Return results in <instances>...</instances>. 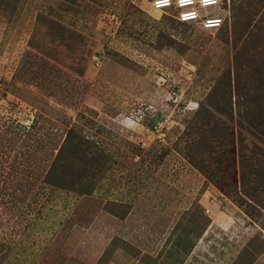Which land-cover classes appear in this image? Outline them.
<instances>
[{
    "label": "rangeland",
    "instance_id": "1",
    "mask_svg": "<svg viewBox=\"0 0 264 264\" xmlns=\"http://www.w3.org/2000/svg\"><path fill=\"white\" fill-rule=\"evenodd\" d=\"M195 1L0 0V264H264V0Z\"/></svg>",
    "mask_w": 264,
    "mask_h": 264
},
{
    "label": "built area",
    "instance_id": "2",
    "mask_svg": "<svg viewBox=\"0 0 264 264\" xmlns=\"http://www.w3.org/2000/svg\"><path fill=\"white\" fill-rule=\"evenodd\" d=\"M197 1L202 7L211 6V5L216 4L217 2V0H208V2H205V0H197ZM188 2H192V4H185ZM196 3L197 2L195 0H187L186 2H182V0H175V1L167 0V3L163 2V0H151L150 5H152L154 9H158V10L159 9L161 10L167 7H172L173 5H175L177 9H180L178 13V19L186 20V18H189L192 16H194L193 19L200 18V15L196 11V9L193 7ZM109 22L113 26L114 24L117 23V18L113 15ZM202 23H203V26L206 28H215V27L220 26V24L222 23V19L208 17V18L203 19ZM155 129H156V126H155ZM160 131H162V128L160 129ZM161 134L163 135L162 132Z\"/></svg>",
    "mask_w": 264,
    "mask_h": 264
},
{
    "label": "trees",
    "instance_id": "3",
    "mask_svg": "<svg viewBox=\"0 0 264 264\" xmlns=\"http://www.w3.org/2000/svg\"><path fill=\"white\" fill-rule=\"evenodd\" d=\"M169 8H171V7H169ZM163 9H164V8H163ZM165 9H166V8H165ZM161 10H162V9H161ZM208 17H209V16L206 17V16H202V15H201L200 18H197V19H192V20H180V19H179V20H180V21H183V22H189V21H201V22H202L203 19L208 18ZM211 18H219V19H222L220 16H215V17H211ZM222 23H223V22H222ZM222 23H221V24H222ZM202 24H203V23H202ZM221 24H220V25H221ZM219 27H220V26H219Z\"/></svg>",
    "mask_w": 264,
    "mask_h": 264
},
{
    "label": "crops",
    "instance_id": "4",
    "mask_svg": "<svg viewBox=\"0 0 264 264\" xmlns=\"http://www.w3.org/2000/svg\"><path fill=\"white\" fill-rule=\"evenodd\" d=\"M211 205H213V208H214V215L215 216H217V217H219V214H220V212L219 211H217V205L216 204H211ZM210 205V206H211ZM223 220V219H222ZM216 221V220H215ZM219 221V220H218ZM221 221V220H220ZM226 222L225 223H227V220H225Z\"/></svg>",
    "mask_w": 264,
    "mask_h": 264
},
{
    "label": "snow or ice",
    "instance_id": "5",
    "mask_svg": "<svg viewBox=\"0 0 264 264\" xmlns=\"http://www.w3.org/2000/svg\"><path fill=\"white\" fill-rule=\"evenodd\" d=\"M163 2L167 3V0H163ZM182 2H186V0H182ZM205 2H208V0H205Z\"/></svg>",
    "mask_w": 264,
    "mask_h": 264
},
{
    "label": "clouds",
    "instance_id": "6",
    "mask_svg": "<svg viewBox=\"0 0 264 264\" xmlns=\"http://www.w3.org/2000/svg\"><path fill=\"white\" fill-rule=\"evenodd\" d=\"M187 4H192V2L191 3L188 2ZM190 20H192V19H190Z\"/></svg>",
    "mask_w": 264,
    "mask_h": 264
},
{
    "label": "bare ground",
    "instance_id": "7",
    "mask_svg": "<svg viewBox=\"0 0 264 264\" xmlns=\"http://www.w3.org/2000/svg\"><path fill=\"white\" fill-rule=\"evenodd\" d=\"M187 1V0H186ZM211 3H213V2H211ZM185 4H187V3H185ZM158 13V12H157Z\"/></svg>",
    "mask_w": 264,
    "mask_h": 264
}]
</instances>
